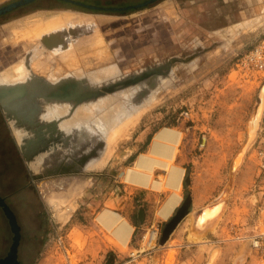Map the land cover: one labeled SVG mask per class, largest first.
I'll return each instance as SVG.
<instances>
[{
	"label": "rangeland",
	"instance_id": "1",
	"mask_svg": "<svg viewBox=\"0 0 264 264\" xmlns=\"http://www.w3.org/2000/svg\"><path fill=\"white\" fill-rule=\"evenodd\" d=\"M11 1L0 0V6ZM155 1L125 12L112 9L101 12L56 0H37L0 14V73L8 71L1 76L7 75L9 81L24 79L27 74L30 81L34 73L36 76L46 73L53 80L66 82L84 74L90 77L93 86L101 88L147 70L160 71L139 82L118 84L114 91L91 97L81 102L78 110L69 111L70 118L91 121L86 130L90 138L87 142L92 146L99 141L93 149L94 158L88 163L89 168H96L94 170L77 169L37 177L0 104V195L16 211L23 227L24 247L21 246L20 253L23 264H83L84 251L88 255L86 259L95 256L97 264L112 263L111 259L113 264H118L130 258L131 250L136 252L132 247L117 261L105 251L104 239H101L104 236L92 220L93 213L107 202L110 192L117 193L121 169L130 161L129 154L134 151V140L140 131L148 128L151 132L169 124L182 127L181 156L188 165L192 189L203 202L221 195L214 202H222V206L216 215L202 217L205 220H201L199 213L195 215L194 230L192 233L189 227L184 230V235L188 232L190 235L182 242L171 240L170 243V237L162 242V225L158 246L151 256L142 253L132 264H214L220 251L213 247L206 262L207 251L201 233L223 210L230 187L231 191L234 187L231 229L223 241V255L218 264H264L249 240L236 238L237 234L244 236L264 231V171L255 153V140L260 130L248 142L250 120L262 91L264 101V81L246 78L234 66L238 52L263 38L264 0ZM61 10L91 15L89 19L96 25L90 33L74 38V43L93 38L94 45L98 34L104 38L100 36L95 45L102 46L105 41L106 58H96L88 52H80L81 58L77 59L70 55L69 59L74 62L71 68L80 59L81 63L85 62L76 67H85L86 72L76 71L80 68L70 71L68 64L59 58L60 53L42 59L49 52L42 49L39 39L15 38L13 25L18 21L19 27L27 26L33 22L35 14L45 12L57 16ZM68 13H61L65 16L58 23L74 18L75 12ZM47 20L43 28L50 33L58 23L47 24ZM56 39L46 42L48 47H53L59 40ZM38 48L42 50L38 51V58H33V63L39 64L36 67L31 64L32 73L20 62L29 57L28 49ZM43 65L44 71L34 70ZM16 68H23L22 76H14V72L19 71ZM60 97L63 100L67 96L61 94ZM70 97L79 96L70 94ZM72 101L66 102V106ZM61 114L65 116L66 112ZM20 115L23 120L25 113ZM117 125L123 126V130L112 143L110 135ZM263 125L264 109L261 127ZM34 128L39 127H30V132L26 129L27 137L34 136ZM75 128L76 133L82 131ZM35 136L28 140L34 144V150L37 138L40 140L42 135ZM71 180L81 187L76 188L73 204L54 206L49 195L53 189L66 190ZM208 206L202 209H210ZM11 242V225L0 205V256L7 252ZM92 251L100 252L93 255Z\"/></svg>",
	"mask_w": 264,
	"mask_h": 264
},
{
	"label": "crops",
	"instance_id": "2",
	"mask_svg": "<svg viewBox=\"0 0 264 264\" xmlns=\"http://www.w3.org/2000/svg\"><path fill=\"white\" fill-rule=\"evenodd\" d=\"M59 12H64L65 14L69 12L68 15L70 12H75L72 16L74 18H70L72 22L68 18V20L58 23L60 22L59 19L57 20L58 24L51 28L52 34L48 35V32H45V35H41L42 37H38L39 35H36L37 37L33 36L34 38L26 37L25 34L39 30L41 26L43 27L45 19L55 17L54 14L46 15L45 12L38 13L32 16L33 22L27 26L19 27V21L13 25L15 38L29 41L39 39L42 49L44 48V51L49 52L47 57L42 59L53 57V54L60 53L59 58L68 64V68L70 67L71 69L70 71L80 68L76 71L86 72L85 67H80L85 61L81 63L80 59H78V64L73 65L74 68H71V64L74 62L69 57L72 54L76 59L81 58L80 55L83 52L84 54L88 52L89 55H93L96 58H106L105 41L102 46L95 45L100 36L102 38L103 36L98 34L94 45L93 38L80 43H74L72 41L74 38H78L81 33H90L96 25L89 19L91 15L70 10H61ZM61 15L64 17L63 14ZM56 38L59 41L53 43V47H48L46 41H51L52 39L54 41ZM42 49H28L30 51L28 52L29 57L20 63H23L27 70L32 71L31 64L33 63V58H38V51ZM78 65L80 66L76 67ZM40 69L44 71L46 67L43 65L42 68L34 70ZM4 73L7 74L8 71ZM4 73H0L1 94L5 92L4 95L11 96L9 99L13 98L16 94L24 91L25 88L18 87L19 92L16 91V93L14 91L17 90L16 88L6 89L5 87H12L21 82H26L31 90L26 99L4 107L6 116L20 140V146L24 151L30 168L40 175L49 173L50 170H56L59 173L77 169L94 170L89 168L88 163L94 158L92 157L93 149L99 141L92 146L87 142L90 138L86 130L91 125V121L85 119L80 121L76 118H70L68 114L70 110H78L79 108L77 109V107L81 102L91 98L90 94L100 90L102 87L93 86L92 82H90V77L84 74L83 76L78 75V79L74 78L67 84L63 83V79L58 81L51 79L46 73L36 76L33 71L32 73L34 74L30 81L27 74L24 79H16L13 82L9 81L10 79L7 75L2 78L1 75H4ZM9 91L11 93H8ZM61 94H65L67 97L61 100L59 99L61 98ZM70 94L79 97L74 99V97H70ZM71 101L72 103H69L70 106L68 108L69 104L66 106L65 103ZM31 110H34V112L31 113ZM62 112H66L67 116H63ZM21 113H25L23 115L25 119L23 118V120L21 119ZM33 126L39 128L33 129V131L35 130L34 136L28 135L27 137V130L30 132V127ZM75 127H79L82 131L77 132V134ZM38 134L42 135V137L40 140L37 138L38 141L34 150V144L32 142L29 143L28 140L29 138L33 140L36 137L35 135ZM134 142L136 145L134 146V151L129 154L131 156L130 161L121 169L122 174L118 179L121 184L116 185L117 193L115 194V191L110 192L107 202L95 210L92 218L98 232L104 236V238L101 236V239H104L103 247L105 251L111 256L113 255L115 261L120 256L126 254L127 249L133 247V238L137 228L146 227L152 222L158 221L164 226L181 206L189 192L192 195L191 211L170 236V243L171 240L182 242L185 237L188 239L189 232L192 233L194 230L195 215L203 207L209 204H216L217 202L214 201L221 196H216L209 202H203V198L192 189L194 187L192 184L193 180H191L188 165L181 156L183 130L180 124L162 125L151 132H148V128L142 129ZM30 152H32V155L29 154ZM67 184V191L53 189L49 195V199L54 202V206L60 207L64 204H73V196L76 194L77 189L81 187L75 183V180H71ZM233 189L234 187L232 191ZM232 191L231 187L226 191L223 210L213 219L212 224L201 233V237L205 241L203 245H205L204 247L207 251L205 253V257H207L206 262L213 247L218 248L220 251L214 264H218L219 260L222 259L223 241L228 237L231 229ZM62 208L65 209V207ZM188 227L189 232L186 236L184 235L186 233L182 232L186 231ZM206 241H210V243H206ZM181 245L186 246L185 243H181ZM99 252L92 251L93 255H97ZM247 252L250 253L251 251L247 250ZM82 253H84L85 257L83 264H97L95 256H93L94 258L86 259L88 255L85 251Z\"/></svg>",
	"mask_w": 264,
	"mask_h": 264
},
{
	"label": "built area",
	"instance_id": "3",
	"mask_svg": "<svg viewBox=\"0 0 264 264\" xmlns=\"http://www.w3.org/2000/svg\"><path fill=\"white\" fill-rule=\"evenodd\" d=\"M263 38L248 48L237 53L235 68L246 78H257L264 81V32ZM256 156L260 168L264 171V125L260 129L256 140ZM162 225L158 222H152L146 227L137 228L134 238L133 247L128 254L127 260H123L118 264H132V262L142 253L150 255L158 246V241L161 236ZM238 239H247L250 241L251 247L255 249L264 259V231L249 233L244 236L236 235Z\"/></svg>",
	"mask_w": 264,
	"mask_h": 264
},
{
	"label": "water",
	"instance_id": "4",
	"mask_svg": "<svg viewBox=\"0 0 264 264\" xmlns=\"http://www.w3.org/2000/svg\"><path fill=\"white\" fill-rule=\"evenodd\" d=\"M34 1L37 0H13L9 3H6L2 6H0V14H3L7 11H10L14 8L23 6V5H27L30 4ZM73 3L76 4H80L83 5L85 7L91 8V9H102L103 7L101 6H96V5H91V4H86L83 3L81 1H77V0H70ZM147 2L141 3L139 5H135V6H131V7H137L140 5H143ZM130 7V6H129ZM129 7H113L110 8L112 10H121V9H127ZM156 72H160L159 69H153V70H147L145 72H143L142 74H139L137 76H134L128 80L123 81V83L121 85H129L135 82H139L140 80H142L143 78L149 77L153 74H155ZM71 80V79H70ZM70 80H67L66 82L63 83H67L69 84ZM18 87H23L25 88L24 91H22L21 93L16 94L13 98L7 100V99H3L1 97V93H0V104L5 107L7 105H11L12 103H17L20 102L24 99H26L29 95V91L30 88L27 86L26 83H22V84H16L15 86H6V89H10V88H16L18 90ZM116 88V84H112V86H107L105 87V92H112L114 91ZM4 89V90H6ZM20 89V88H19ZM7 91V90H6ZM31 113L34 112V110L30 111ZM30 115V114H29ZM66 172V171H65ZM50 174L54 173V174H59L58 171L56 170H50L49 172ZM63 173V172H60ZM44 174L40 175V174H36L37 177H42ZM0 205L3 207L5 213L7 214V216L10 219V223L12 225V228L15 232V236H14V242L12 244V247L9 251V253L0 259V264H19V260H18V245L20 243V238H21V232H20V226L17 223V219L16 216L13 212V210L11 209V207L7 204V202L5 201V199L0 195ZM191 207H192V195L191 193H188L187 196L185 197L183 203L181 204V206L177 209V211L175 212V214L165 223L163 230H162V236H161V241L165 242L171 235V233L173 232V230L176 228V226L182 221V219L191 211ZM115 260V259H114ZM112 263L109 264H113L114 261L113 259H111ZM108 264V263H107Z\"/></svg>",
	"mask_w": 264,
	"mask_h": 264
},
{
	"label": "bare ground",
	"instance_id": "5",
	"mask_svg": "<svg viewBox=\"0 0 264 264\" xmlns=\"http://www.w3.org/2000/svg\"><path fill=\"white\" fill-rule=\"evenodd\" d=\"M60 13V12H59ZM59 15V16H58ZM65 16V15H64ZM61 18H63L62 17V15L61 14H57V16H55L54 18H51V19H48L46 22H47V24H52V23H56V21L57 20H63V19H61ZM44 26V25H43ZM47 26V25H46ZM42 30V31H41ZM41 31V32H40ZM47 30L46 29H44L42 26H41V28L39 29V30H35V31H33V32H29L28 34H25V36L26 37H32L33 35H35V34H39V33H41V34H39V35H45V32H46ZM53 32V31H52ZM51 33V32H50ZM50 33H48V35L50 34ZM18 35V34H17ZM56 35H58V34H56ZM22 37H25L24 35H21ZM47 37H49V36H47ZM46 38V37H45ZM57 40V39H56ZM45 41V40H44ZM59 41V40H58ZM47 43H50V40H47L46 41ZM53 42V41H52ZM39 63L36 61V62H34L33 63V65H34V67H36L37 65H38ZM21 66V64L19 65V67ZM17 70H19V71H17V73L16 72H14L15 74H14V76H22V74L24 73V71H23V68H16ZM11 74H12V72H11ZM24 77V76H23ZM26 77V76H25ZM123 83V81H121V82H119V83H115L116 84V87L118 86V84H122ZM114 85V84H113ZM110 86H112V84L110 85ZM105 87H107V86H105ZM105 87H102L100 90H98V91H96V92H94V93H91L90 94V96L91 97H98L99 95H101V94H103V93H105ZM15 92L16 91H18V90H14ZM21 91V90H20ZM19 92V91H18ZM5 93V92H4ZM4 93H2L1 94V97L3 98V99H9L10 97L8 96V95H4ZM8 93H11L10 91L8 92ZM17 93V92H16ZM15 93V94H16ZM7 94V93H6ZM13 96V95H12ZM74 96V95H73ZM263 91H262V93L260 94V101H259V103H258V105H257V107H256V109H255V111H254V115L252 116V118H251V120H250V134H249V140H248V142L256 135V133H257V131H259L260 130V128H261V118H262V114H263V109H264V104H263ZM122 130H123V126H121V125H117L114 129H113V131H112V133H111V135H110V141H112V143H113V141L115 140L116 141V139H117V137L121 134V132H122ZM253 140V139H252ZM111 143V142H110ZM247 145V144H246ZM249 147V146H248ZM247 147V148H248ZM102 160H103V158H102ZM90 163V162H89ZM92 163V162H91ZM94 163V162H93ZM102 163V162H101ZM96 164V163H95ZM100 166V165H99ZM97 168H99L98 166H97ZM94 169H96V168H94ZM62 200V199H61ZM221 206H222V202H217L216 204H214V205H210V206H208V207H211L210 209H208V210H205L206 208H204V209H202L200 212H199V215L201 216V220H205V219H202V217H205L206 219H207V217H209V216H213V215H216L217 213H218V211L221 209ZM220 208V209H219ZM205 210V211H204ZM199 219V218H198ZM200 220V221H201Z\"/></svg>",
	"mask_w": 264,
	"mask_h": 264
},
{
	"label": "flooded vegetation",
	"instance_id": "6",
	"mask_svg": "<svg viewBox=\"0 0 264 264\" xmlns=\"http://www.w3.org/2000/svg\"><path fill=\"white\" fill-rule=\"evenodd\" d=\"M56 1L57 2H61L63 4H70V5L76 6L78 8H82L84 10H93V11H101V12L102 11H107V12L108 11H111L110 8H113V7H129V6L131 7V6H135V5H139L141 3L147 2V3L143 4V5H140V6L135 7V8H139V7H142V6L143 7L144 6H148V5L152 4L153 2H156L155 0H77V1H81V2L86 3V4H91V5H96V6L103 7L102 9H91V8L85 7L83 5L73 3L70 0H56ZM17 8H19V7H17ZM135 8L132 7L130 9H121V10H118L116 12H121V11H124L125 12V11H129V10H132V9H135ZM14 9H16V8H14ZM9 206L13 210V212H14V214L16 216V219H17V223L20 226L21 238H20V243L18 245V260H19V264H23V258H21V255H20V253H21V246H22V248L24 247V241H23V237L24 236H23V232H22V228L23 227L19 223L18 214L16 213V211L13 209V207L11 205H9ZM6 216H7V214H6ZM8 219H9V217H8ZM9 222H10V219H9ZM10 225H11V223H10ZM11 230H12V242H11V244H10L7 252L4 255L0 256V259L3 258V257H5L9 253V251H10V249L12 247V244L14 242L15 232H14V230L12 228V225H11ZM22 241H23V243H22Z\"/></svg>",
	"mask_w": 264,
	"mask_h": 264
}]
</instances>
